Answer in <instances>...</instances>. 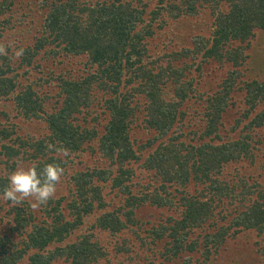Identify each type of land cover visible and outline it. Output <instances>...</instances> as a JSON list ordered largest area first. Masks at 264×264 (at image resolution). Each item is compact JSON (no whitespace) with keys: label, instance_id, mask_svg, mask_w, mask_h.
I'll use <instances>...</instances> for the list:
<instances>
[{"label":"trees","instance_id":"16d2710c","mask_svg":"<svg viewBox=\"0 0 264 264\" xmlns=\"http://www.w3.org/2000/svg\"><path fill=\"white\" fill-rule=\"evenodd\" d=\"M25 1L0 0V106H14L12 118L0 111V264H211L248 234L264 264V185L251 172L264 80L245 71L264 0H34L27 14ZM203 15L212 23L193 47L152 52L164 23ZM218 68L227 76L207 83ZM33 163L65 169L36 215L31 199H2L8 176ZM145 205L168 214L144 221Z\"/></svg>","mask_w":264,"mask_h":264},{"label":"rangeland","instance_id":"374dc122","mask_svg":"<svg viewBox=\"0 0 264 264\" xmlns=\"http://www.w3.org/2000/svg\"><path fill=\"white\" fill-rule=\"evenodd\" d=\"M29 1L33 3L32 5H34V0H26L25 2L20 3L18 5L20 10H22L23 12L25 11L26 14L28 12H31L29 10V7H31V5L28 3ZM34 11H32L31 13H33ZM162 21L164 22V16H163ZM199 22L204 23V27L200 23H198L196 20L194 19L192 20V18L188 20L181 19L177 21L169 20L167 24L164 23L165 27L163 29L157 30L154 39L150 40V46L152 45L151 47L153 50L152 52L154 54H158V52H162V53L165 51L174 52V51H180L184 47H189V46L193 47L194 46L193 43H195L194 39H196L197 37H201L198 35L207 34L209 32V26H210V23H212V19L210 15L208 16L203 15L202 19H200ZM27 31H28L27 28H25V30L17 31L16 35L18 39L19 40L29 39L30 37L28 36H30V34H27ZM11 41H13V39L9 38V42ZM251 42H252L251 47L248 51V53L250 54V59L248 60L245 66L246 77L264 80V31L258 30L256 33V37ZM12 49H15L14 50L15 52L17 51L16 48H12ZM44 55L45 54L43 53L41 56V59H43ZM84 61H79V60L74 61L76 62L75 65L73 66L75 67V70H81L83 68L85 69ZM43 68H44V71H47L50 69L59 71V70H56L57 67L53 66L51 62L44 64ZM219 71L220 72L213 74L212 79H208L207 83L209 81H218L222 79V76L223 77L227 76V72L224 73L220 69ZM210 87L211 85L208 84L207 88L202 87V91H205ZM40 90L44 93H48L50 91V90L47 91L48 90L47 88H40ZM55 92L56 90H54V93ZM1 103H2V106H0V111L5 112V114H9L10 117L12 118L14 114L12 110L14 106H12V103L11 102H7V103L1 102ZM236 111L238 112L237 108L231 110L230 113L227 115L226 123L228 127L229 125L234 124L235 119L237 117ZM0 120H4V117L0 116ZM259 133L263 134V137L257 138V140H260L259 146L262 147L263 150L259 153V158L257 159L256 164L251 167V172H252L253 177L255 178L252 180H258L260 183L264 185V129L260 130ZM148 134L150 133L142 132L141 136L145 138L146 135ZM2 159L3 158L0 157V162L3 161ZM25 168H27V166H25ZM6 171L7 170H5V167L3 165H0V174L5 173ZM230 179L238 180V176L233 172V174H231L230 176ZM39 210H40V207H37V208L32 207V211H33L32 215H36V213L38 214ZM167 214H168L167 209L155 208L149 205L143 206L137 212V215L140 219L144 221H149L152 224H156L159 221H163ZM227 219L228 221L220 223L219 226L232 225L231 222L233 221V217L230 216ZM9 226L7 225L5 226L8 229V232H10ZM233 231L234 230H232L231 232ZM204 241H201L200 243H204ZM261 242H262L261 238H258L257 236H250L249 234L246 236L240 237L237 240H232L230 244H226L221 249L219 255L213 259L214 263H211V264H258L256 256H257L258 248L260 247L259 243ZM202 247L204 248L203 244H201L200 249H202ZM200 254L201 253L193 252V257L197 259L198 257H201ZM113 261L114 263H111V264H121L117 260H113ZM122 261H123V264H130L131 262H130L129 254L122 255ZM141 263L146 264L145 261H142ZM105 264H110V263L105 261ZM180 264H184V261L180 262Z\"/></svg>","mask_w":264,"mask_h":264},{"label":"clouds","instance_id":"9594fccd","mask_svg":"<svg viewBox=\"0 0 264 264\" xmlns=\"http://www.w3.org/2000/svg\"><path fill=\"white\" fill-rule=\"evenodd\" d=\"M0 55H7L6 47L0 44ZM23 55V49L16 51L15 56ZM52 150L63 152V148L50 145ZM38 165L30 167L18 166L9 176V184L4 188L2 199L18 204L24 199H31L32 207L37 208L52 199L57 191V185L65 174V169L59 164L49 163L38 171Z\"/></svg>","mask_w":264,"mask_h":264},{"label":"bare ground","instance_id":"6f19581e","mask_svg":"<svg viewBox=\"0 0 264 264\" xmlns=\"http://www.w3.org/2000/svg\"><path fill=\"white\" fill-rule=\"evenodd\" d=\"M155 152V151H154ZM153 154V153H152ZM212 159V158H211ZM187 160V159H186ZM170 180V179H169ZM205 190V189H204ZM205 247V246H204ZM217 249V248H216Z\"/></svg>","mask_w":264,"mask_h":264}]
</instances>
